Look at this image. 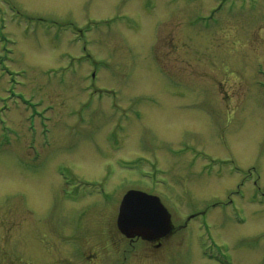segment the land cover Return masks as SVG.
I'll return each mask as SVG.
<instances>
[{
	"label": "rangeland",
	"instance_id": "374dc122",
	"mask_svg": "<svg viewBox=\"0 0 264 264\" xmlns=\"http://www.w3.org/2000/svg\"><path fill=\"white\" fill-rule=\"evenodd\" d=\"M100 180L108 204L65 196ZM131 188L171 214L159 251L117 227ZM70 235L95 264H264V0H0V264H75Z\"/></svg>",
	"mask_w": 264,
	"mask_h": 264
},
{
	"label": "water",
	"instance_id": "95a60500",
	"mask_svg": "<svg viewBox=\"0 0 264 264\" xmlns=\"http://www.w3.org/2000/svg\"><path fill=\"white\" fill-rule=\"evenodd\" d=\"M149 199L154 197L139 191H130L126 195L120 209L118 226L128 237L138 235L150 238V231L165 234L172 230L170 215L159 204L148 206Z\"/></svg>",
	"mask_w": 264,
	"mask_h": 264
},
{
	"label": "flooded vegetation",
	"instance_id": "af4514ba",
	"mask_svg": "<svg viewBox=\"0 0 264 264\" xmlns=\"http://www.w3.org/2000/svg\"><path fill=\"white\" fill-rule=\"evenodd\" d=\"M149 194H151V193L149 192ZM93 196L94 195H92V194L83 196L80 199V202H81V200H85V198L93 197ZM98 196H101L100 197L101 200L106 201L104 204H108L109 203V199H108L109 197H107L106 195H104V194H98ZM161 201H162V199H161ZM162 202L167 207V205L164 203V201H162ZM94 206H95V209H97L98 204H90V205H88L86 207L85 215L89 214L92 211V208H94ZM99 208L105 209L106 207H99ZM84 217L85 216L83 214V216L79 219L80 220L79 226H78V221H79L78 220L77 223H76V225L72 228L73 230L76 228V229H78V232H80V231H82L81 229L86 228V223L84 224ZM173 232H174V229H173ZM98 234H100L102 236V242H103L105 239H104V234L102 233V229L100 227L98 228ZM71 236L73 238V240L70 241V243L73 245V250H72L71 254L73 255V260L75 261V264H78L79 262H80L79 264H95L96 262L99 261L100 254H98V257H94L93 255H87L86 254V252L84 250H85V248L88 249V246H87L85 240L82 241L83 242L82 243L81 241H78L77 239H74L73 235H70V237ZM166 238H168V235L167 236H163V237L162 236L161 237H157V238H155L153 240H144V239H142L140 237L130 238V239L132 241H137V242L139 241V242H142V243H148L153 248V251H159L160 248H162V247L165 246V245H163L164 244L163 241ZM107 243H109V242H107ZM107 243L105 242V245L106 246L108 245ZM105 249L108 250L110 248H106L105 247ZM166 249L168 250L167 255L169 254V252L172 253L170 247L169 248L166 247ZM152 258L153 259H158V260H155V261H151L154 264H159V263L162 264L164 262V259L159 260V256H156L154 258L153 255H152ZM139 264H142V263L140 262Z\"/></svg>",
	"mask_w": 264,
	"mask_h": 264
}]
</instances>
